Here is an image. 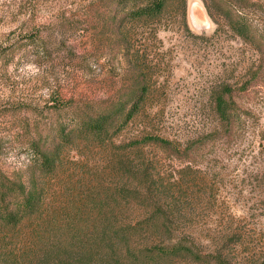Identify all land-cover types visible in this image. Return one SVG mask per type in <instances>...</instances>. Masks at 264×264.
<instances>
[{"label": "rangeland", "instance_id": "1", "mask_svg": "<svg viewBox=\"0 0 264 264\" xmlns=\"http://www.w3.org/2000/svg\"><path fill=\"white\" fill-rule=\"evenodd\" d=\"M118 2L0 0V176L36 182L61 225L106 206L105 220H168L162 241L201 255L159 264H264V0H166L133 21ZM137 102L110 140L75 138L54 172H34L32 147L54 146L61 123ZM42 227L0 224V264L84 263L45 258L59 239H40Z\"/></svg>", "mask_w": 264, "mask_h": 264}, {"label": "trees", "instance_id": "2", "mask_svg": "<svg viewBox=\"0 0 264 264\" xmlns=\"http://www.w3.org/2000/svg\"><path fill=\"white\" fill-rule=\"evenodd\" d=\"M118 1L130 21L158 17L164 12L167 3L166 0ZM226 18L229 19V15H226ZM229 22L238 34H247L246 24H236L231 19ZM224 93H231V89L225 87ZM145 94L146 91L143 90L141 101L144 100ZM56 102L59 103L60 109H65L71 104L61 99ZM140 102L128 112L125 105L120 104L96 114L77 115L68 122L61 123L56 138L58 142L52 143L54 146L45 149L35 143L32 147L37 158L34 172L38 171L40 175H50L54 172L63 150L72 144L75 138L100 143L110 140L114 133H118L134 117ZM216 109L222 120L230 121V105L223 96L216 98ZM146 141L170 144L159 137L146 138ZM40 199L36 182L32 181L27 189L24 183L9 182L0 176V224L18 228L22 223L32 221L36 228L39 225L44 226L42 231L36 233L40 239L42 235H47L53 240L59 239L48 248L49 253H45V258L53 255L50 252L57 254L64 251V256L69 261L81 263L82 260L83 264H159L164 258L179 255L201 260V255L182 240L170 244L162 241L165 232L170 229V223L166 219L161 221L155 217H146L137 222L122 223L116 222L115 219L105 220L98 215L106 211V206L94 205L92 211L97 214L96 218L84 222L78 213L79 218L69 215L63 219L64 223L61 225L57 219L47 218L50 215H46ZM156 237L160 241L151 243ZM86 239L87 242H82Z\"/></svg>", "mask_w": 264, "mask_h": 264}]
</instances>
